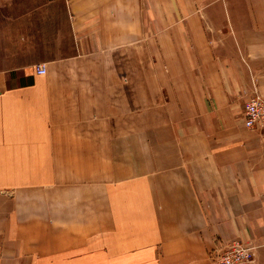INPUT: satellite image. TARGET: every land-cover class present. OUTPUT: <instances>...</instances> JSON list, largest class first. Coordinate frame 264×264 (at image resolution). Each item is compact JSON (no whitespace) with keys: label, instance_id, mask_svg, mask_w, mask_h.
<instances>
[{"label":"crops","instance_id":"1","mask_svg":"<svg viewBox=\"0 0 264 264\" xmlns=\"http://www.w3.org/2000/svg\"><path fill=\"white\" fill-rule=\"evenodd\" d=\"M255 90L264 0H0V264H264Z\"/></svg>","mask_w":264,"mask_h":264},{"label":"built area","instance_id":"2","mask_svg":"<svg viewBox=\"0 0 264 264\" xmlns=\"http://www.w3.org/2000/svg\"><path fill=\"white\" fill-rule=\"evenodd\" d=\"M36 71L45 74L47 69L45 65H39ZM244 114L245 126L264 134V97L257 90L245 103ZM256 248V245L239 239L221 241L212 249L209 258L213 264H254Z\"/></svg>","mask_w":264,"mask_h":264}]
</instances>
